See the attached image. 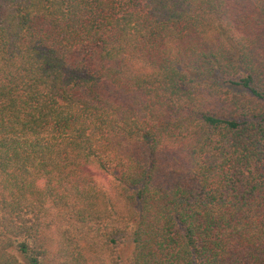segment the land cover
<instances>
[{
  "label": "trees",
  "instance_id": "16d2710c",
  "mask_svg": "<svg viewBox=\"0 0 264 264\" xmlns=\"http://www.w3.org/2000/svg\"><path fill=\"white\" fill-rule=\"evenodd\" d=\"M123 263L264 264V0H0V264Z\"/></svg>",
  "mask_w": 264,
  "mask_h": 264
},
{
  "label": "rangeland",
  "instance_id": "374dc122",
  "mask_svg": "<svg viewBox=\"0 0 264 264\" xmlns=\"http://www.w3.org/2000/svg\"><path fill=\"white\" fill-rule=\"evenodd\" d=\"M130 253H131V249H130L129 246L121 249V257L123 259L126 258V257H128ZM123 264H125V263H123Z\"/></svg>",
  "mask_w": 264,
  "mask_h": 264
}]
</instances>
